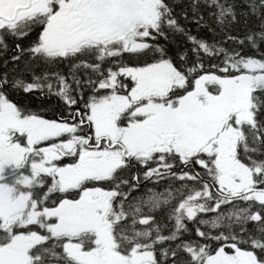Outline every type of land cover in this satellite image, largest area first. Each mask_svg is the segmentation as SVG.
<instances>
[{
  "label": "trees",
  "instance_id": "obj_1",
  "mask_svg": "<svg viewBox=\"0 0 264 264\" xmlns=\"http://www.w3.org/2000/svg\"><path fill=\"white\" fill-rule=\"evenodd\" d=\"M157 1L156 24L137 50L129 49L122 38L84 41L64 54L46 50L45 14L4 29L0 98L21 117L71 126L63 138L74 143L67 155L73 160L88 149L86 143L94 135L91 107L132 86L121 70L171 66L184 79L182 87L168 93L175 103L205 76L234 78L247 72L249 61L264 63V0ZM112 78L117 85L108 89ZM249 103L251 117L234 126L230 146L233 161L251 171L248 190L221 191L214 157L203 151L190 156L164 152L157 187L156 182L145 186L150 181L139 172L136 180L132 172L118 171L100 181L99 187L118 192L108 216L117 253H149L151 264H207L222 250L229 255L238 251L264 264V82L251 89ZM144 210L149 214H142ZM143 219L147 222L141 223ZM95 238L80 234L82 250L88 251L85 242Z\"/></svg>",
  "mask_w": 264,
  "mask_h": 264
},
{
  "label": "rangeland",
  "instance_id": "obj_2",
  "mask_svg": "<svg viewBox=\"0 0 264 264\" xmlns=\"http://www.w3.org/2000/svg\"><path fill=\"white\" fill-rule=\"evenodd\" d=\"M19 1V0H15ZM30 11L17 15L23 18L32 14H47L51 0H32ZM120 4L123 0H117ZM158 1L148 0V6L143 11V20L137 21L138 16L128 19L126 14L108 21L101 10L90 9L89 20L79 40L70 42V35L48 30L43 32L42 47L46 50L66 51L77 42L122 38L131 50L142 49V39L147 36V30L154 28L158 19ZM99 17L96 16V14ZM48 17L51 14L47 15ZM141 19V18H140ZM121 20V21H120ZM128 22H127V21ZM126 21V22H125ZM137 21V22H136ZM136 22V23H135ZM141 40V41H140ZM245 68L247 72L234 78L205 76L198 80L194 88L173 103L168 93L176 87L184 85L183 77L171 66L160 63L144 68L121 71V76L130 79L131 92L129 96L113 93L94 104L90 110L95 132L105 134L113 139L120 138L125 145L135 151L136 144L151 137L153 146L144 150L162 149L163 152H176L182 156H190L203 151L214 157L215 165L220 173L219 187L223 192L239 193L252 186L251 171L237 165L231 157V143L235 137V125L244 119H250L249 94L251 89L264 82V63L249 61ZM115 79L107 84L113 87ZM210 90L212 91H209ZM125 94H129V90ZM120 125L121 119L125 117ZM73 128L67 124L45 121L35 117H21L15 107L0 98V164L9 165L10 160L17 162L29 160L34 172L53 170L50 164L61 155L72 152L74 143H52L49 150L35 146L32 140L37 136L36 143L55 137L59 133L69 132ZM44 134V136H42ZM22 139V140H21ZM21 140V141H20ZM48 146V145H46ZM127 147V146H126ZM141 147V146H140ZM19 150V153L13 152ZM87 151V150H85ZM84 152L82 160L86 168H102L108 173L121 160L115 153ZM25 154L27 156L25 157ZM79 161V158H78ZM92 164L93 166H90ZM64 170V169H63ZM65 183L72 184L74 173L68 166L63 171ZM261 197L264 198V195ZM2 200L3 193L0 192ZM99 201L107 208V196L100 194ZM21 203H13L5 197L0 209L8 214L17 215L16 207ZM104 209V210H105ZM15 219L12 220L14 222ZM85 223L91 221H106L103 215L98 217L83 216ZM95 224V223H94ZM94 249L83 254L88 264H151L149 253L131 252L128 256L121 255L115 250L110 230L99 227L95 233ZM26 237L15 238V250L24 251L23 242ZM235 250V249H234ZM83 252L79 248V256ZM207 264H258L250 254L236 251L229 255L220 251L210 258Z\"/></svg>",
  "mask_w": 264,
  "mask_h": 264
},
{
  "label": "flooded vegetation",
  "instance_id": "obj_3",
  "mask_svg": "<svg viewBox=\"0 0 264 264\" xmlns=\"http://www.w3.org/2000/svg\"><path fill=\"white\" fill-rule=\"evenodd\" d=\"M115 2L119 1L51 0L49 3L50 12L45 14L46 17L43 19L45 21L43 31L55 30L66 33L71 37L70 42L79 40V33L83 32L88 23L89 15L87 12L90 9L94 12H96V9L101 10L102 15L107 17L108 21L116 17L120 19L123 14H126L128 19L136 15L138 16L137 21L143 20L142 16L147 11L148 0H123L120 4ZM32 6V0H0V35L4 29L13 28L20 21L34 16L35 14L28 13L26 17H17L23 11H30ZM144 8L146 11H143ZM49 14H51L50 17L47 16ZM96 16L99 17V13ZM93 41L97 42L98 40ZM77 45H79V42L72 44L64 52L59 50L49 51L64 54ZM127 70L125 68L121 71L127 72ZM114 85H117L116 81H114ZM105 87L111 88L107 85ZM128 90L129 94H125ZM130 92L131 87H125L122 94L113 93V95L124 94L123 96H129ZM65 133H59L55 137L39 143H36L37 136H34L32 140L35 142L36 147L49 150L53 146L52 143H68L63 138ZM93 134L86 143L88 149L85 152H101L104 155L109 152L121 157L117 165L112 167L108 173H103L100 167L86 168L85 162L82 160L84 153L82 151H79V155H76L73 160L67 154L61 155L62 157L55 159L50 164L53 168L51 171L42 170L35 173L34 167H30L31 162L29 160L17 162L10 160L9 165L6 166L0 164L2 200L4 201L5 197H9V200L13 203L18 202L19 199L21 201L16 207L17 215L12 217L7 213L9 208L4 212L0 209V264H15V258L10 255V251L20 254L22 264H88L86 263V256H83V254L93 250L96 241L85 242L90 249L84 251L82 250V243L79 241V235L87 233L95 235L99 227H106L111 230V222L108 220V216L111 214V205L116 201L118 193L115 189L104 190L99 187L100 181L113 178L114 173L119 171V173L132 172L134 180H136L138 172L141 173L145 181H150L145 186L150 187L153 182H156L157 187L159 186L158 183L162 182L163 150L157 148L143 154L144 150H148L153 146L151 137L136 144L135 151H132L122 141V135L118 136L120 138L113 139L105 134L98 135L95 131ZM13 152L19 153V150ZM26 156L27 154H25ZM153 156L156 157L155 160ZM68 166L74 173L72 184H67L64 180L65 173L63 174V171ZM90 166L93 165L90 164ZM121 179L123 178L119 180ZM119 180L112 181L109 185L114 187ZM101 193L107 196L106 209L105 205H102L99 201ZM2 200L0 198V204H2ZM156 211L160 212L158 201H156ZM139 213L141 211H136V214ZM142 214L148 215L149 213L144 210ZM100 215L105 216L107 220L101 221V223L97 221L98 224H96V221L85 223L83 220V216L89 219ZM13 219H15L14 222H12ZM143 221L147 222L143 219L141 223ZM1 233H4V236ZM19 235L27 238L22 243L24 251L15 250L12 246L15 238ZM79 248L83 252L80 256Z\"/></svg>",
  "mask_w": 264,
  "mask_h": 264
},
{
  "label": "water",
  "instance_id": "obj_4",
  "mask_svg": "<svg viewBox=\"0 0 264 264\" xmlns=\"http://www.w3.org/2000/svg\"><path fill=\"white\" fill-rule=\"evenodd\" d=\"M14 19V18H13ZM42 136H44V134H42ZM250 191H245L244 194H247L249 193ZM10 255L13 256L15 259H14V263L15 264H22V258L20 256L19 253H15L14 251H10Z\"/></svg>",
  "mask_w": 264,
  "mask_h": 264
}]
</instances>
